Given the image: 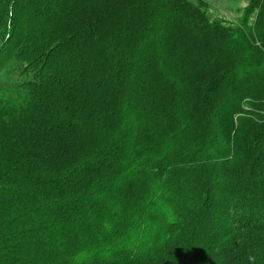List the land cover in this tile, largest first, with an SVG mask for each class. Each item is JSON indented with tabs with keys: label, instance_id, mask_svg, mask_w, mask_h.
<instances>
[{
	"label": "trees",
	"instance_id": "1",
	"mask_svg": "<svg viewBox=\"0 0 264 264\" xmlns=\"http://www.w3.org/2000/svg\"><path fill=\"white\" fill-rule=\"evenodd\" d=\"M0 264H264V0H0Z\"/></svg>",
	"mask_w": 264,
	"mask_h": 264
},
{
	"label": "rangeland",
	"instance_id": "2",
	"mask_svg": "<svg viewBox=\"0 0 264 264\" xmlns=\"http://www.w3.org/2000/svg\"><path fill=\"white\" fill-rule=\"evenodd\" d=\"M195 2L199 0H194ZM250 0H205L213 18H238Z\"/></svg>",
	"mask_w": 264,
	"mask_h": 264
}]
</instances>
